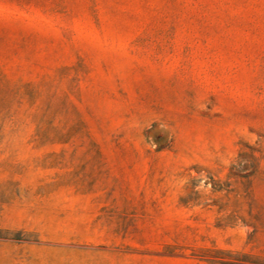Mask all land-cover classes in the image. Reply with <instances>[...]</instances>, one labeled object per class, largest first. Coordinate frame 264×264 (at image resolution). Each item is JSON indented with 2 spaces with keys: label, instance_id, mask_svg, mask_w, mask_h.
<instances>
[{
  "label": "rangeland",
  "instance_id": "374dc122",
  "mask_svg": "<svg viewBox=\"0 0 264 264\" xmlns=\"http://www.w3.org/2000/svg\"><path fill=\"white\" fill-rule=\"evenodd\" d=\"M264 256V0H0V264Z\"/></svg>",
  "mask_w": 264,
  "mask_h": 264
},
{
  "label": "trees",
  "instance_id": "16d2710c",
  "mask_svg": "<svg viewBox=\"0 0 264 264\" xmlns=\"http://www.w3.org/2000/svg\"><path fill=\"white\" fill-rule=\"evenodd\" d=\"M214 264H264V256L252 253H237L215 261Z\"/></svg>",
  "mask_w": 264,
  "mask_h": 264
}]
</instances>
